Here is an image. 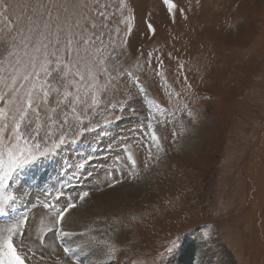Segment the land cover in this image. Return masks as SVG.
Segmentation results:
<instances>
[{
    "label": "rangeland",
    "instance_id": "374dc122",
    "mask_svg": "<svg viewBox=\"0 0 264 264\" xmlns=\"http://www.w3.org/2000/svg\"><path fill=\"white\" fill-rule=\"evenodd\" d=\"M28 2L0 4V38ZM170 3L171 14L164 0H99L108 20L89 19L83 38L73 29L83 80L64 69L57 97L75 107L29 113L31 137L16 140L19 105L0 85L3 158L59 144L0 184V264L8 235L19 264H264V0Z\"/></svg>",
    "mask_w": 264,
    "mask_h": 264
},
{
    "label": "snow or ice",
    "instance_id": "6c2138e0",
    "mask_svg": "<svg viewBox=\"0 0 264 264\" xmlns=\"http://www.w3.org/2000/svg\"><path fill=\"white\" fill-rule=\"evenodd\" d=\"M164 3L171 14L174 5L170 3V0H164ZM0 4H4L5 10L8 11L13 8V5L5 3V0H0ZM17 7L22 9L19 28L16 25L11 26L6 37L0 38V47H3L6 53L4 57L6 66H0V85L9 89L7 95L13 97V100L10 101L11 103L18 102L17 114L19 119L16 120L15 116H13V120L15 121V138L19 141L24 139L25 136L31 137L32 121L29 118V113L34 111L37 119H39L41 113L46 112L48 108H51L53 112H57L61 105L67 108L69 104H72L75 107V103L71 99L72 93L64 91L62 93L63 99L57 98L61 95L60 88L64 87V81L70 74L69 71L64 69L69 66L77 69L73 75H80L81 80H83V75L78 70L80 64L79 54L77 53L73 57V43L78 34L73 29H78L81 38H83V34L88 28L89 19L99 16L107 21L108 17L106 15L107 5H104L103 9H101L99 0H94L91 5L88 0H35V2L29 0L28 3ZM93 8L96 9L95 12L92 11ZM81 21H83V24H81ZM103 27H107V24L101 25V28ZM147 29L148 32L155 33L151 23L147 24ZM91 30L93 33L91 41L99 39L100 43L103 44L105 33L101 31L99 37L95 36L97 31L95 24L91 26ZM14 32L16 35H12ZM129 34L131 36V29ZM89 42V40H84L85 44ZM97 51L102 52V49ZM61 53H65L68 57V64L64 65L63 68L60 60ZM41 55H43V61L41 60ZM50 57H56L57 63L55 67L51 66ZM95 63L96 61H93V64ZM61 72H63V75H61ZM89 75L93 79L95 78L92 73H89ZM140 92H144V89H139L137 96L132 97V99L135 100L139 97L145 116L144 128L147 130L151 128V118L148 115V108L143 106V97L139 96ZM4 99L5 96L0 95V100ZM77 99H79L78 94ZM148 104L153 106L151 101ZM122 107L125 109L130 108L132 112L136 111L132 107L131 102ZM155 107L158 108V106ZM0 115L6 114L0 113ZM47 118L51 119L52 117L49 116ZM64 123H67V118H65ZM61 131H65L64 125H61ZM151 139L152 141L158 139L154 130L151 133ZM64 142L65 136L61 135L59 143L63 144ZM34 147L35 150H19V154H17L18 150H9L6 154V159L3 158L4 154L0 153V168L4 170L3 177L0 178V184L14 170L36 161L38 158L48 156L50 152L59 147V144H53L51 148L44 147L43 150H41L40 144H36ZM88 195V192H82L80 199H84ZM73 207L74 205L69 203L67 208L59 210L57 215L63 220L65 214ZM49 208L55 211L54 205H50ZM19 227L20 224L17 223L6 227L3 231L12 234ZM66 234L62 233V235ZM11 240L12 236L8 235L3 242L4 247L8 250L7 254H10V259L6 260V264H13V262L19 264V257L12 252L13 244L10 242ZM176 243L174 242L173 244L174 248Z\"/></svg>",
    "mask_w": 264,
    "mask_h": 264
},
{
    "label": "bare ground",
    "instance_id": "6f19581e",
    "mask_svg": "<svg viewBox=\"0 0 264 264\" xmlns=\"http://www.w3.org/2000/svg\"><path fill=\"white\" fill-rule=\"evenodd\" d=\"M107 194H108V192H107ZM101 195H103V194H101ZM99 196H100V195H99ZM70 214H71V213H70ZM71 215H72V214H71ZM71 215H70V216H71ZM72 217H73V216H72ZM72 217H71V218H72ZM67 219H68V217H67ZM65 220H66V219H65ZM71 220H72V219H71ZM96 259H97V258H96Z\"/></svg>",
    "mask_w": 264,
    "mask_h": 264
}]
</instances>
